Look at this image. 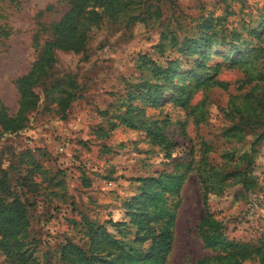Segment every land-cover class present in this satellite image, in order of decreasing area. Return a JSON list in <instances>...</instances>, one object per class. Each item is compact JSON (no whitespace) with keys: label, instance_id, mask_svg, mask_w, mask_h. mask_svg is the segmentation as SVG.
Instances as JSON below:
<instances>
[{"label":"rangeland","instance_id":"obj_1","mask_svg":"<svg viewBox=\"0 0 264 264\" xmlns=\"http://www.w3.org/2000/svg\"><path fill=\"white\" fill-rule=\"evenodd\" d=\"M159 2V13L134 14L133 20L143 22L105 18L80 52L54 50V64L32 88L38 105L22 117L23 127L6 132L0 123V169L8 191L29 207V234L22 242L41 264H64L62 248L68 244L91 255V247L106 246L107 237L125 246L147 244L137 241L142 225L133 221L142 211L130 206L144 193L137 180L173 171L172 160L190 163L191 170L179 167L184 180L176 195L167 196L168 205L178 208L166 264L210 255L198 235L206 193L231 241L251 242L264 234V140L251 156L262 130L247 128L236 139L225 135L233 123L225 109L249 88L244 82L250 65L232 67L230 60L243 55L240 63L248 61L264 43V0H175L174 7ZM20 3L0 0V29L8 33L0 35V115L14 121L22 107L19 81L33 70L41 42L52 35L50 26L70 10L69 0ZM228 7L231 29L241 33L231 46L213 42L212 19ZM200 24L204 29L189 32ZM173 31L181 37L174 39ZM213 81L223 85L208 90ZM183 90L185 97L195 93L190 110L179 109L174 99ZM120 113L128 124L117 119ZM2 248L0 264H8ZM111 252L115 259L122 255L118 247Z\"/></svg>","mask_w":264,"mask_h":264},{"label":"trees","instance_id":"obj_2","mask_svg":"<svg viewBox=\"0 0 264 264\" xmlns=\"http://www.w3.org/2000/svg\"><path fill=\"white\" fill-rule=\"evenodd\" d=\"M11 3L18 7L21 0H10ZM144 1L146 3L144 4ZM160 0H69L70 10L64 14L61 20L50 26L52 35L49 39L40 44V56L35 61L33 70L27 76L19 81L21 91V111L18 120H10L8 115H0V123L6 132H17L20 130L26 119L23 116L30 110L36 109L38 105V97L32 92V88L38 81L46 75L48 67L55 62L54 50L63 49L66 51L80 52L88 39V34L95 28H98L101 22L108 20L115 24H128L129 22H143L140 17L133 20L134 14L138 11H144L147 14L159 13ZM171 7H174L175 0H168ZM154 2H157L156 4ZM156 11L152 12V9ZM222 16L214 17V41L220 45L231 46L234 44L235 36L240 35L237 29H231L233 24L230 23L232 11L230 8L224 9ZM263 18V16H262ZM202 19V18H201ZM199 22L200 20H192ZM184 23H181V27ZM204 29L200 24L189 30V32H197ZM175 31L179 32V28ZM247 31H250L247 29ZM186 33V31H185ZM7 37V31L0 29V35ZM202 35L204 33H201ZM173 38L176 36L173 31ZM186 38H189L188 36ZM203 40V39H202ZM197 42V41H192ZM192 42H189L190 44ZM254 42L249 38L244 39V43ZM188 44V46H190ZM264 44V43H263ZM262 42L259 43V49L250 55L248 61H244L243 55L239 59L230 60V66L245 67L250 65V73L244 82L249 86L248 90L236 95L228 107L225 109L226 116L232 123L229 129L225 131V135L230 139H236L241 133L247 130L257 131L259 133L257 139L252 144L251 156L257 153V147L264 140V47ZM204 45L202 49L207 48ZM252 58V60H251ZM258 62V63H257ZM257 64V65H256ZM256 65V66H255ZM164 71V77L169 70ZM223 83L213 81L211 84L205 85L208 90L222 86ZM158 91V85H153ZM187 91L183 90L174 99L178 102L179 109L190 110L191 100L195 93L190 92L185 97ZM209 103V96L205 97L202 104L205 106ZM167 117V116H165ZM117 119L123 120L128 124L129 119L124 114H119ZM169 122V118L165 123ZM175 146V143H169ZM169 158V156H168ZM174 163V169L171 172H163L158 178L138 179L144 185V193L132 200L130 206L142 211V214L134 216L133 221L142 225L141 235L137 237L143 239L147 244L137 247L130 244H124L120 241L111 240L109 237L103 240L106 246H98L95 249L91 247V253L80 250L78 246L68 244L62 248V260L64 264H166L167 258L172 250V242L174 239L173 224L176 216L178 205L169 206L167 203L168 195H176L178 188L183 182L184 175L178 169L185 167L191 170V164L185 162ZM253 162L252 157L247 161L243 176H246ZM214 170V168H213ZM7 174L0 169V191L7 193L5 197L0 196V246L6 255L8 264H41L33 259L32 253L25 250L22 242L24 236L29 234V207L17 195L8 191ZM244 187L247 189L246 180L243 181ZM158 187V189H157ZM208 185L204 191L207 192ZM206 193L204 197L205 214L198 227V235L204 243L205 249L210 255L200 258L192 263L186 264H243L249 260L260 259L264 263V234L251 242L235 243L231 241L224 232V226L209 208V197ZM147 217V220L145 219ZM118 247L122 251L120 258L115 259L111 249ZM110 251L103 254L104 250ZM98 252V254H96ZM95 253V254H94ZM103 254V255H102ZM43 264V263H42Z\"/></svg>","mask_w":264,"mask_h":264}]
</instances>
